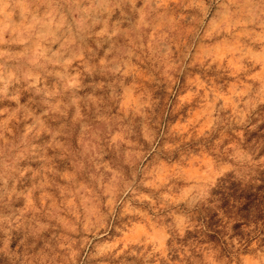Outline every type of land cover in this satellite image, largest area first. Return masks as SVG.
I'll list each match as a JSON object with an SVG mask.
<instances>
[{"label": "clouds", "instance_id": "obj_1", "mask_svg": "<svg viewBox=\"0 0 264 264\" xmlns=\"http://www.w3.org/2000/svg\"><path fill=\"white\" fill-rule=\"evenodd\" d=\"M0 264H264V0H0Z\"/></svg>", "mask_w": 264, "mask_h": 264}]
</instances>
